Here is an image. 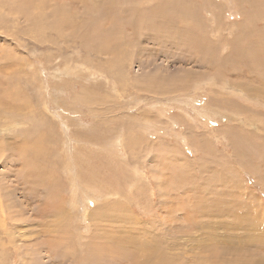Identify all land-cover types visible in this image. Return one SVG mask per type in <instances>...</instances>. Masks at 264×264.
<instances>
[{
    "label": "rangeland",
    "instance_id": "1",
    "mask_svg": "<svg viewBox=\"0 0 264 264\" xmlns=\"http://www.w3.org/2000/svg\"><path fill=\"white\" fill-rule=\"evenodd\" d=\"M1 209L0 264H264V0H0Z\"/></svg>",
    "mask_w": 264,
    "mask_h": 264
},
{
    "label": "bare ground",
    "instance_id": "2",
    "mask_svg": "<svg viewBox=\"0 0 264 264\" xmlns=\"http://www.w3.org/2000/svg\"><path fill=\"white\" fill-rule=\"evenodd\" d=\"M230 60V59H229ZM15 144V143H14ZM69 149V148H68ZM31 153V152H30ZM202 159V158H201ZM207 163V162H206ZM24 164V163H23ZM84 190L86 191L84 193V196L81 197L79 199V202L77 203L78 205H83L84 209H83V213H87V211L89 210L88 206L91 205L96 198L94 197L95 194L90 193L86 188H84ZM90 190V189H89ZM98 191V190H96ZM83 194V193H82ZM98 196V195H97ZM98 198V197H97ZM76 199V198H75ZM74 200V199H73ZM84 201V202H83ZM76 204V205H77ZM194 207V212L199 213L201 212L200 210V205L196 202ZM105 211L110 210L109 208H105ZM204 212L206 211L205 209H203ZM2 212V209L0 210ZM61 211V210H60ZM94 212V211H93ZM3 214V213H2ZM92 214V213H91ZM204 214V213H203ZM101 216L104 219H107L108 221L110 220L109 214H104V213H100L99 210L95 213H93L91 215V217L94 216ZM25 218V217H24ZM201 218V219H200ZM90 219V218H89ZM193 219H197L199 220L201 223H203V217L197 215H188L186 213L185 215V219H183V222L188 226V225H193L192 222L188 221V220H193ZM105 221V220H103ZM205 222V220H204ZM1 224V223H0ZM5 221H2V227L5 228ZM222 225V224H220ZM170 228V227H169ZM175 230H182L181 227L180 228H173L171 229V232L168 236L173 237L175 233H177V231L175 232ZM185 230V229H184ZM174 231V232H173ZM108 233V231L106 232ZM175 237V236H174ZM141 238V237H140ZM149 237L145 238L144 240H142L141 242H134L131 244L130 248L120 252L121 257L126 261L127 264H169L165 258L163 256L160 255V248L159 246V239L157 238H151L149 241H147ZM142 239V238H141ZM169 239V238H167ZM105 241L101 240L102 242H100V249L102 250H109L111 248V245L114 246L116 243V240L114 237H110V238H105ZM218 242V239H216ZM165 243V242H164ZM172 245L174 246V243L171 240ZM204 243H206V241L204 242H200V243H195V247L201 248L202 245H204ZM220 242H218L219 244ZM136 246H135V245ZM162 246V245H161ZM192 247V246H191ZM193 248V247H192ZM197 249V248H196ZM82 250V249H81ZM235 253L239 254V251L237 249V247L235 246ZM197 251V250H196ZM200 251V249L198 250ZM197 251V252H198ZM48 252V251H47ZM206 253V252H205ZM220 253V252H219ZM204 254V253H203ZM241 254V253H240ZM220 255V254H219ZM182 256V255H181ZM242 256V255H241ZM193 257V256H192ZM193 259V258H192ZM197 259V257H196ZM79 260V259H78ZM180 260V259H179ZM195 260V259H194ZM68 261V260H67ZM239 262H242V258L238 259ZM179 262V261H177ZM189 262V261H188ZM191 262V261H190Z\"/></svg>",
    "mask_w": 264,
    "mask_h": 264
}]
</instances>
